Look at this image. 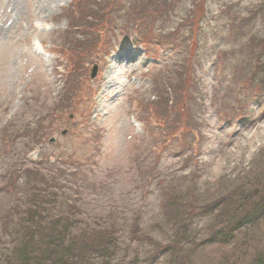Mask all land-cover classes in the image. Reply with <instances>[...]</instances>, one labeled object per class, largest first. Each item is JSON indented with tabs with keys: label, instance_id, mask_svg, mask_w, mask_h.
Masks as SVG:
<instances>
[{
	"label": "rangeland",
	"instance_id": "obj_1",
	"mask_svg": "<svg viewBox=\"0 0 264 264\" xmlns=\"http://www.w3.org/2000/svg\"><path fill=\"white\" fill-rule=\"evenodd\" d=\"M17 1L0 0V186L7 188L0 192V245L5 254L11 249L10 231L23 219L21 210L36 207L28 202L31 194L21 195L31 190L50 194V203H42L50 212L76 203L82 229L87 221H108L118 242L110 264H148L155 243L146 236L171 240L168 226L158 228L165 223L164 202L207 205L256 175L264 160V97L247 106L242 98L264 60V41L258 38L264 37V0H145L158 14L156 22L142 21L141 31L130 27L116 38L115 14L93 26L82 23L76 0H59L49 17L36 16V0H20L19 8ZM137 1L140 7L143 0L124 2ZM78 24L86 28H73ZM163 24L166 33L173 32L172 25L184 35L194 29L199 41L192 51L181 41L178 52L154 54L155 47L146 52L148 29L154 35ZM84 30L94 44L113 42V49L98 53L97 47L90 54L87 45H77ZM73 75L79 81L75 90L66 86ZM33 128L47 134L33 139L26 133ZM227 207L195 219L199 240L218 228ZM260 226L264 220L254 230ZM232 248L200 246L197 256L200 262H217ZM169 261L170 255H160L151 264Z\"/></svg>",
	"mask_w": 264,
	"mask_h": 264
},
{
	"label": "trees",
	"instance_id": "obj_2",
	"mask_svg": "<svg viewBox=\"0 0 264 264\" xmlns=\"http://www.w3.org/2000/svg\"><path fill=\"white\" fill-rule=\"evenodd\" d=\"M124 1L76 0L73 2V6L82 9V23L88 22L89 24L91 21L93 26L95 24L101 26V21L103 24L108 19L107 16L115 14V19L117 20V27L114 28L115 38L122 35L124 30L130 27H137V30H140L137 24L142 21L149 20L150 24L156 22L155 17L158 14L148 9L145 0H143L140 7L138 1ZM96 3L97 7L94 10ZM162 12L163 15L166 14L164 8ZM259 13L260 11L256 12V15ZM178 15L182 16V14ZM179 16L176 17L181 20ZM91 18L92 20H90ZM78 26L73 28H77V30L86 28L80 24ZM166 26L167 24H163L159 28L156 27L157 33L154 35L151 34V29H148L147 38L143 40V43L141 39L146 51H148V47L151 50L152 47H155L156 50H152L154 54H158L157 49L162 50V53L166 51L178 52L182 47L181 41H183L185 47L188 46L190 51H192L195 42L199 41L198 34L196 35L193 28L190 29V31L193 29V32L189 35H184L174 25H172L173 32L166 33L167 31L162 30ZM232 28H234L233 23ZM136 34L138 35L137 32ZM79 37L77 45L79 44L78 46L80 47L87 45L89 49H92L90 54H95L97 47L98 53H100V48L109 46V48L113 49L114 46L113 42H107L99 47L94 44V36H91L89 31L86 30L82 31ZM258 38L264 41V37L260 36ZM252 39L255 38L252 37ZM114 42L120 44L116 39ZM109 53H103V55L106 56ZM163 55L165 56V54ZM259 63L261 64L260 68L256 71L258 76L253 75L248 84L251 88L248 91L244 90L246 97L242 99L246 106L248 105L247 103H251V100L257 99L258 96L264 97V60L260 58ZM157 73L162 78L161 74L164 72L161 73L160 69H158ZM162 79L165 82L168 81V77H163ZM78 82L74 75L73 79L68 76L66 86H70L75 90L78 88ZM241 93L238 92L237 94L241 95ZM164 99L165 102L170 100L168 89L165 91ZM192 99L195 100V96ZM235 100L240 102L237 95ZM258 100L260 99L256 101ZM41 128L44 129L43 127ZM34 129L26 131L33 139L47 134L46 130L44 134H41L38 128ZM53 169L54 164L49 163L48 170L53 171ZM28 180H31L30 176ZM246 181L247 179L245 181L242 180L243 183L241 182L237 187L238 190L215 199L207 205L197 204L196 201L187 203L175 198L171 200V203L167 204V202H164L161 211L165 223L159 224L158 228L165 229L168 226L171 240L168 243H162L155 240L154 237L146 236L147 240L155 243V250L148 257V264L153 263L154 258L157 259L160 255L171 256V262H165V264H264V228L260 226V229L254 230L264 220V160L259 162L256 175L249 179L250 182ZM23 186L25 185L21 187ZM6 191V185L0 186V192ZM54 193L57 196L55 199L59 201L60 196L57 192ZM23 194L25 196L31 194L28 196L29 200H27L29 203L36 205V207L33 206V208L21 210L23 219L14 227V232L13 229L10 231L11 235H13V239L10 241V251L5 254L3 246L0 245V264H110L114 260L118 242L115 231L109 227L108 221L106 223L105 221L95 223L87 221V225H84V229H82L79 227L81 226L79 220H76L75 213L81 209L78 208L79 206L76 203H71L72 206H69V208L68 205L63 206V208L57 209L54 213L47 211L49 209L48 206L45 208L42 205V203H50L49 193H44L41 196V192L36 191L35 193L31 190L30 193H22L21 195ZM226 204L228 207L223 209L225 211L222 212V217L217 222L219 224L218 228L216 227L212 234H208L209 236L207 235L204 239L199 240L193 228L195 219L207 213L214 212L216 214ZM77 208L78 210L74 212ZM209 210L212 211L207 212ZM166 214L168 215L167 218H165ZM9 227L13 228L12 226ZM138 229H140L139 224L136 223V227L134 226L133 229L136 232L135 237L139 235ZM238 235L241 238H238ZM214 244H229L233 248L220 253L217 257V262H200L201 257L197 256L198 247H207Z\"/></svg>",
	"mask_w": 264,
	"mask_h": 264
},
{
	"label": "bare ground",
	"instance_id": "obj_3",
	"mask_svg": "<svg viewBox=\"0 0 264 264\" xmlns=\"http://www.w3.org/2000/svg\"><path fill=\"white\" fill-rule=\"evenodd\" d=\"M35 3H37L36 6V16L45 15L49 17L53 13L55 9L59 7V0H36ZM14 6L17 8L20 7L21 1H17L16 3H13ZM55 21H59V19L55 18Z\"/></svg>",
	"mask_w": 264,
	"mask_h": 264
},
{
	"label": "water",
	"instance_id": "obj_4",
	"mask_svg": "<svg viewBox=\"0 0 264 264\" xmlns=\"http://www.w3.org/2000/svg\"><path fill=\"white\" fill-rule=\"evenodd\" d=\"M96 73H97V65H94L93 69L91 70V78H94L96 76Z\"/></svg>",
	"mask_w": 264,
	"mask_h": 264
}]
</instances>
